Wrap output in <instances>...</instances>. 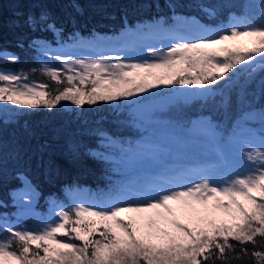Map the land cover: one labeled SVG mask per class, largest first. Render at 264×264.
Returning <instances> with one entry per match:
<instances>
[{
    "label": "snow or ice",
    "instance_id": "6c2138e0",
    "mask_svg": "<svg viewBox=\"0 0 264 264\" xmlns=\"http://www.w3.org/2000/svg\"><path fill=\"white\" fill-rule=\"evenodd\" d=\"M260 9L259 24L244 17L212 35H174L166 51L152 50L156 59L66 57L62 69H41L50 83L0 68V103L51 110L62 101L78 107L122 101L160 86L209 90L241 66L264 69V3ZM0 59L19 57L0 49ZM243 143L248 163L227 179L189 169L121 188L105 204L75 202L38 228L0 213V264H231L244 257L264 264V134L257 147Z\"/></svg>",
    "mask_w": 264,
    "mask_h": 264
},
{
    "label": "trees",
    "instance_id": "16d2710c",
    "mask_svg": "<svg viewBox=\"0 0 264 264\" xmlns=\"http://www.w3.org/2000/svg\"><path fill=\"white\" fill-rule=\"evenodd\" d=\"M262 3L264 0H0V49L19 57L16 62L0 59V68L27 73L31 81L50 83L37 62L40 43L71 50H102L106 42L114 47L121 41L124 46L136 45L146 33L159 41L163 36L185 37L176 25L178 20L188 26L196 22L204 31L244 17L259 24ZM48 24H54L57 31ZM53 61L62 69L61 60ZM160 99L166 105L155 112L159 114L150 124L151 130L163 129L175 136L174 141L186 140L191 154L196 149L193 155L210 163L213 158L208 155L204 159L206 151L216 143L226 147V135L239 118L264 112V69L257 66L252 72L250 67L241 66L209 90L160 86L122 101L83 107L70 101H62L51 110L0 103V201L6 205L0 207V213L20 218L23 208L12 202L11 194L22 182L36 192L34 209L45 213L54 202L71 203L68 189H81L103 201L104 196H113L121 188H141L170 177L171 172L175 176L193 169L178 162L176 147L159 140L154 142L159 144L160 157L163 147L169 148L165 154L169 165L163 168L159 161L149 160L144 162L145 168L120 172L111 161L91 152L104 147L101 133L114 141L116 154L124 148L136 151L135 142L142 137L138 139L140 134L127 110ZM254 123L251 120L250 124ZM231 264L255 262L244 257Z\"/></svg>",
    "mask_w": 264,
    "mask_h": 264
},
{
    "label": "rangeland",
    "instance_id": "374dc122",
    "mask_svg": "<svg viewBox=\"0 0 264 264\" xmlns=\"http://www.w3.org/2000/svg\"><path fill=\"white\" fill-rule=\"evenodd\" d=\"M237 19L227 20L221 25L217 26L215 29L210 28L209 31H204L202 28L199 29V26L196 22H192L191 24L186 25L181 21H177L176 25L180 28L181 34H185V38L191 39L196 36L201 35H212L215 34L218 30L228 26L230 23H235ZM151 34L155 36V30H152ZM143 39H138L136 45L134 43L123 45L121 41V37L118 40L121 41L119 46H110L106 43H102V50L99 48H83V49H69L66 47H54V46H46L44 43H40L39 47L36 49L38 51V59L40 66L48 65L52 67L58 68L59 65L56 61L57 56L61 57V61L63 58L71 57L73 60L88 58V59H99L102 56L111 57L112 63H116V56H120L121 60H125L127 58L128 61L135 62L139 59H156V57H152V50H163L166 51L170 46L172 41V36H163L161 41L152 40L148 38L150 35L146 33L143 35ZM177 36V35H175ZM183 37L182 35H178ZM154 38V37H153ZM58 60V59H56ZM12 71V70H9ZM17 72V71H12ZM21 72V71H20ZM33 81V80H32ZM166 105L165 100H157L150 102H142L139 103L133 108H128L127 111L130 113V121L134 125L136 132L140 134L142 137L141 140H137L136 151H130L128 149L120 150L119 153L114 152V147H116L113 143L114 141L109 138H103L104 147L98 149H92L95 155L101 156L105 158L107 161H111L115 170L121 171H129L132 172L134 169L145 168V161H159L160 166L163 168L169 165V160L165 158V154L168 153L169 148L164 146L161 151L163 154L160 157V152H158L159 144L154 142L155 140H159L160 142L164 141L171 145L173 148L178 149V162L185 168H207L211 171L212 174L215 175L216 178H225L227 179L232 173L243 170L244 166L247 165V160L245 159V153L249 150L248 145L244 144L245 140L252 141V146H259V140L261 135L264 134V119H262L261 114H258L257 117L252 114L243 116L236 121V124L233 126L231 131L226 135V147L220 144H214L212 147L208 149L205 153L204 159L206 156H211L212 162L206 163L193 155L197 153V150H188L186 148V140L180 141L176 139L171 133L168 134L167 131L163 129H158L156 131H152L150 124L154 121H157V115L155 112L159 109L161 110ZM258 120L256 121V119ZM251 120H254V124H250ZM117 148V147H116ZM118 149V148H117ZM138 155V156H137ZM160 157V158H159ZM170 163H174L173 160L170 159ZM181 173V172H180ZM174 173L171 172L170 177H173ZM166 178H169L166 177ZM162 179H164L162 177ZM32 187L27 184V182H22L20 188L12 191V202L15 197V203L18 207L23 208V212H21V216L19 219L9 218L10 222L16 223L17 220L19 224L27 227V228H38L43 225L44 222L50 221L51 219L56 218V213L60 211L64 207L73 206L75 202H83L87 204H105L108 201V196H104L103 201H99L96 198H93L92 195L88 196L81 189L73 190L68 189L67 197L71 199V203L69 205L63 204L62 202H54V204H49L45 209L46 212H38L34 209L36 204V192L32 191ZM27 194V195H26ZM28 197H31L29 199Z\"/></svg>",
    "mask_w": 264,
    "mask_h": 264
}]
</instances>
